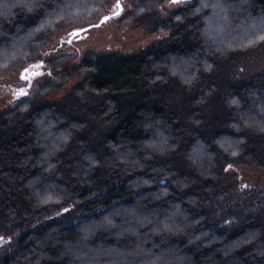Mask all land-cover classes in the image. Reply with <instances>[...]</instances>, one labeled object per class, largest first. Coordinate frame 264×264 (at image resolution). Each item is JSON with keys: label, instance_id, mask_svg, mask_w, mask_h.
<instances>
[{"label": "trees", "instance_id": "16d2710c", "mask_svg": "<svg viewBox=\"0 0 264 264\" xmlns=\"http://www.w3.org/2000/svg\"><path fill=\"white\" fill-rule=\"evenodd\" d=\"M115 1L0 0V78ZM163 1L123 18L162 35L149 47L65 68L58 83L86 74L60 100L0 107V264H264V182L237 171L264 177V67L237 74L264 0L148 7Z\"/></svg>", "mask_w": 264, "mask_h": 264}, {"label": "rangeland", "instance_id": "374dc122", "mask_svg": "<svg viewBox=\"0 0 264 264\" xmlns=\"http://www.w3.org/2000/svg\"><path fill=\"white\" fill-rule=\"evenodd\" d=\"M143 1L145 0H119L118 15L109 18L99 26L91 27L85 35L73 36L69 41L67 39L71 30L85 27L97 20L69 25L60 29L44 48L43 55L46 60L43 65L38 64L31 71H23V67H21L0 78V107L13 106L23 98L35 99L40 103L60 100L86 74L83 72L81 76L76 75L58 83L57 77L65 68L80 63L86 56L94 58L97 54L104 52L133 53L155 43L162 35L151 32L149 24L138 25L135 21L123 20L125 16L135 10L134 4ZM116 2L117 0L112 3V8L107 13L117 10ZM180 3H184V0L176 2L164 0L162 4L150 2L148 7L151 8V11L156 10L161 15H166L169 9ZM134 18H138V15L135 14ZM64 54L67 55L66 60L59 59ZM245 60L246 65L243 64L240 66L242 69H238L239 77H244L264 67V46L247 54ZM28 78L31 79L30 87H25ZM44 83L55 84L56 87L45 95H39L38 88ZM237 171L244 185L250 183L255 186V182H264V177H259V174H250L245 169Z\"/></svg>", "mask_w": 264, "mask_h": 264}, {"label": "water", "instance_id": "95a60500", "mask_svg": "<svg viewBox=\"0 0 264 264\" xmlns=\"http://www.w3.org/2000/svg\"><path fill=\"white\" fill-rule=\"evenodd\" d=\"M176 1H177V0H176ZM116 6H118L116 11H114V12H109V13H106V14L100 16V17L97 19L96 22L91 23V24H89V25H87V26H85V27H81V28H77V29H73V30H71V31H70V34H69V38H68L67 40L69 41L73 36H77V37H79V35H81V34H82V35H83V34L85 35L86 32L88 31V29H90L91 27H93V26H99V25H101L102 23H104L106 20H108L109 18L118 15V14H119V11H120V2H119V0H117V2H116ZM116 13H118V14H116Z\"/></svg>", "mask_w": 264, "mask_h": 264}, {"label": "flooded vegetation", "instance_id": "af4514ba", "mask_svg": "<svg viewBox=\"0 0 264 264\" xmlns=\"http://www.w3.org/2000/svg\"><path fill=\"white\" fill-rule=\"evenodd\" d=\"M111 8H112V6H111ZM38 64L43 65L44 62H42V61L41 62H32V63L24 66L23 71H31V70H33V67H35ZM41 69H42V67H41ZM30 82H31V79L28 78V80H26V86L25 87H30Z\"/></svg>", "mask_w": 264, "mask_h": 264}, {"label": "snow or ice", "instance_id": "6c2138e0", "mask_svg": "<svg viewBox=\"0 0 264 264\" xmlns=\"http://www.w3.org/2000/svg\"><path fill=\"white\" fill-rule=\"evenodd\" d=\"M173 2H176V0H173ZM116 14H118V13H116Z\"/></svg>", "mask_w": 264, "mask_h": 264}]
</instances>
